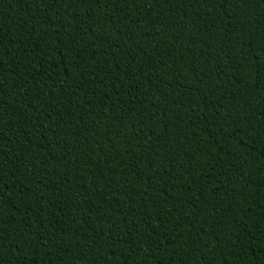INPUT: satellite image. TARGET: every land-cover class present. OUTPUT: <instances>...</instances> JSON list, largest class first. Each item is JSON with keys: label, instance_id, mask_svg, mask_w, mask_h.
<instances>
[{"label": "trees", "instance_id": "1", "mask_svg": "<svg viewBox=\"0 0 264 264\" xmlns=\"http://www.w3.org/2000/svg\"><path fill=\"white\" fill-rule=\"evenodd\" d=\"M0 264H264V0H0Z\"/></svg>", "mask_w": 264, "mask_h": 264}]
</instances>
